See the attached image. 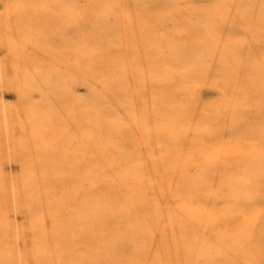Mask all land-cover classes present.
Listing matches in <instances>:
<instances>
[{"label": "bare ground", "instance_id": "bare-ground-1", "mask_svg": "<svg viewBox=\"0 0 264 264\" xmlns=\"http://www.w3.org/2000/svg\"><path fill=\"white\" fill-rule=\"evenodd\" d=\"M179 1L158 156L0 175V264H264V0Z\"/></svg>", "mask_w": 264, "mask_h": 264}, {"label": "rangeland", "instance_id": "rangeland-1", "mask_svg": "<svg viewBox=\"0 0 264 264\" xmlns=\"http://www.w3.org/2000/svg\"><path fill=\"white\" fill-rule=\"evenodd\" d=\"M178 2L0 0V175L33 187L53 161L157 157L159 95L177 86Z\"/></svg>", "mask_w": 264, "mask_h": 264}]
</instances>
